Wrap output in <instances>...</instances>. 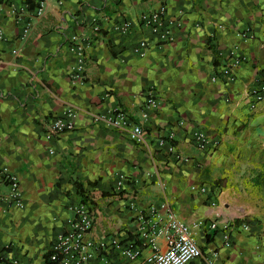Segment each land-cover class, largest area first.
Listing matches in <instances>:
<instances>
[{
  "label": "crops",
  "instance_id": "crops-1",
  "mask_svg": "<svg viewBox=\"0 0 264 264\" xmlns=\"http://www.w3.org/2000/svg\"><path fill=\"white\" fill-rule=\"evenodd\" d=\"M159 6L170 23L165 43L138 20ZM141 40L148 45L138 56ZM71 44L83 47L80 70ZM263 77L264 0L0 5V264H52L46 254L80 203L92 212L94 242L138 251L130 260L108 247L89 264H147V210L161 205L189 227L202 223L191 229L202 259L188 264H264V214L254 212L264 198L249 202L230 186L234 162L264 157V100L253 95ZM68 112L72 129L46 140V123ZM130 126L142 130L140 143ZM154 243L164 250L161 235Z\"/></svg>",
  "mask_w": 264,
  "mask_h": 264
},
{
  "label": "built area",
  "instance_id": "built-area-1",
  "mask_svg": "<svg viewBox=\"0 0 264 264\" xmlns=\"http://www.w3.org/2000/svg\"><path fill=\"white\" fill-rule=\"evenodd\" d=\"M10 0H0V5H8ZM41 15V8H37L31 20H36ZM138 20L142 26L147 28L150 34L155 37L158 42L165 43L171 39L169 22L165 18V7L159 6V8L152 12L142 13L139 15ZM30 22L26 24L24 33L28 31ZM127 25H123V31H125ZM147 42L141 40L136 44L135 53L138 56H142L147 49ZM70 51L75 54L78 66L83 60V47L80 44H71ZM14 53V52H12ZM240 64V60L234 58L230 61L228 67L223 71V74L230 78L234 69ZM77 78L80 80L81 77ZM259 89L255 92L254 101L260 102L264 100V77L258 84ZM71 113H67L65 118H58L46 123L44 130V138L46 140L52 138L54 135L72 129ZM119 120H122V115L116 116ZM129 139L135 143H140L142 139V130L139 126H130ZM195 142L198 143L200 148L203 147L204 141L201 136L195 137ZM169 152L172 149L169 148ZM5 179L9 182L12 188L11 200L15 205H18V195L16 193L17 183L13 176H7ZM123 179L119 178L116 182V188H120ZM191 190H194L191 187ZM201 193L205 192V188H199ZM149 218L154 222L149 227V244L151 246V253L148 256L147 264H188L195 260H201L202 254L197 246L191 229L192 227H199L202 223L197 222L193 226L189 227L186 224L176 219L171 211H169L164 205L158 208L149 207L147 210ZM148 218V219H149ZM162 218H164V223ZM92 212L83 203L78 204L73 209V218L70 222L69 229L56 236L52 242L46 257L52 264H89V262L95 257L98 252L104 251L108 247L119 250L120 254L127 259H134L138 255V251L130 248L129 246H122L117 241L111 240L109 242H94L89 237V231L92 225ZM141 229L148 227L147 220L143 216L138 217ZM210 229L215 227L214 223L210 224ZM246 230V227H242ZM157 235H161L164 240V250L160 251L154 243V238ZM146 236V234H145ZM2 264H17L15 261L5 262ZM202 264H213L210 260L204 259Z\"/></svg>",
  "mask_w": 264,
  "mask_h": 264
},
{
  "label": "rangeland",
  "instance_id": "rangeland-1",
  "mask_svg": "<svg viewBox=\"0 0 264 264\" xmlns=\"http://www.w3.org/2000/svg\"><path fill=\"white\" fill-rule=\"evenodd\" d=\"M264 155V150L262 151ZM263 159H259L256 162H249L247 164L234 162L231 166V179L230 186L238 187L244 189V192L247 194L243 195L244 199L251 202L254 198H264V177L263 179H252L251 176H258L264 172V157ZM247 174V180H241L242 173ZM258 183L257 185L253 184ZM240 192L237 193L239 195ZM242 196V195H241ZM244 201V200H243ZM261 210V209H260ZM257 213L264 214V211H254Z\"/></svg>",
  "mask_w": 264,
  "mask_h": 264
},
{
  "label": "trees",
  "instance_id": "trees-1",
  "mask_svg": "<svg viewBox=\"0 0 264 264\" xmlns=\"http://www.w3.org/2000/svg\"><path fill=\"white\" fill-rule=\"evenodd\" d=\"M77 191L80 193L81 192V189L79 186H77Z\"/></svg>",
  "mask_w": 264,
  "mask_h": 264
}]
</instances>
